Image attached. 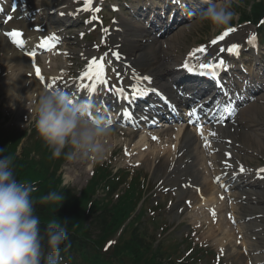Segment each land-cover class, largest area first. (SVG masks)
<instances>
[{
    "label": "clouds",
    "instance_id": "obj_1",
    "mask_svg": "<svg viewBox=\"0 0 264 264\" xmlns=\"http://www.w3.org/2000/svg\"><path fill=\"white\" fill-rule=\"evenodd\" d=\"M240 0H220L196 14L200 22L226 28L238 17L233 4ZM10 106L15 104L10 101ZM34 126L51 152V159L100 162L108 151L106 141L113 133L107 120L95 115L90 99H75L60 88H45L35 102ZM0 149V264H60V246L68 239L67 223L51 221L41 232V221L34 214L36 191L29 183L18 181L13 160ZM74 182L65 171L62 187ZM65 196L50 191L40 203L62 204Z\"/></svg>",
    "mask_w": 264,
    "mask_h": 264
},
{
    "label": "bare ground",
    "instance_id": "obj_2",
    "mask_svg": "<svg viewBox=\"0 0 264 264\" xmlns=\"http://www.w3.org/2000/svg\"><path fill=\"white\" fill-rule=\"evenodd\" d=\"M14 1V0H13ZM39 1V0H38ZM37 0H31L30 4L32 6V9H36L38 5ZM208 2V0H205ZM14 2L11 4H8L5 0H2L0 2V8H2L7 16H12L11 20H7L8 27L5 28L7 31H11L13 29L21 30L24 33V39H25V45L30 44L32 46V41H29V39H32V35L27 28V26L24 25V23L20 20V13L18 11L11 12V8L14 5ZM53 8V7H52ZM51 8V9H52ZM7 18V17H6ZM6 25V23H5ZM130 30H133V33H129ZM129 31H126V33L119 34L118 36L122 38L123 41H129L131 43V48L127 49L129 54L126 55V60H134L138 61L139 66H143L141 70H144L146 73L154 74L158 78L163 77L164 75L170 76L172 71V66L165 62L164 56L161 54H157V50L155 47L157 46V41L147 44V41L152 38L150 34L141 35L142 32H147L142 26L136 25L131 26V29ZM38 37V36H37ZM138 37H140V40H138ZM146 39V44L142 40ZM25 47V46H24ZM24 47H17L11 44L10 41H7L5 37L0 36V89H3V91L7 94V96L10 99H17L25 97L26 101H37L39 95L41 94L40 85L36 80L30 81L26 75L28 72H31L29 69L32 67V63H35V59L28 57L24 53ZM160 49V48H159ZM161 50V49H160ZM170 55H168L169 57ZM167 57V58H168ZM166 58V60H167ZM60 59V58H59ZM36 67H39V61L36 64ZM35 67V69H36ZM34 69V70H35ZM53 78H59L56 76L48 77L46 78L48 82L47 84L52 83ZM29 81V82H28ZM87 79L83 81L85 82ZM24 88V93H20ZM55 88H60L55 87ZM78 86V91H79ZM101 87L98 86V92L94 94L91 98L98 99V93L100 92ZM81 90V89H80ZM84 91V90H82ZM85 92V91H84ZM88 96V95H87ZM35 108V104H34ZM251 108L245 109L247 114L249 115L246 117L248 120H253V117H251ZM175 141L176 145L178 146V150L175 149L172 150V148L165 147L164 145L160 147L161 151L157 152L155 150L148 151L147 156L145 157L143 163H145L146 166H148L151 169H157L159 165L156 164V161L159 160V162H163L165 164V170L164 174L171 170L172 166L173 168H178L181 165L186 164L189 170V174L194 177V181L200 185L203 186V193L207 196V201L214 199V192H215V186L211 184H207L206 180L202 177V173L200 172L197 167L194 165L202 164L204 165L205 162H197V164L188 165L186 158L193 157L194 152L193 149H196L197 147L200 148L198 140L194 137L193 134L188 132L187 130L182 133V131H176L175 133ZM147 142V139L143 136L139 140H130L128 142V145L130 149L134 150L138 147H143ZM185 143V144H184ZM161 144V143H160ZM185 150V151H184ZM160 152H162V155L164 157L160 156ZM184 152V153H183ZM177 159V160H175ZM172 173V172H171ZM247 186L253 187L252 184H248ZM182 195H184L186 192L191 193L189 190H180ZM263 201L260 200V204H262ZM194 204H199V202H195ZM237 209V207H236ZM242 209V206L240 205L239 211ZM244 215H249L248 211H245L243 213ZM248 243V241H246ZM234 255L233 248L229 251V256L231 257Z\"/></svg>",
    "mask_w": 264,
    "mask_h": 264
},
{
    "label": "rangeland",
    "instance_id": "obj_3",
    "mask_svg": "<svg viewBox=\"0 0 264 264\" xmlns=\"http://www.w3.org/2000/svg\"><path fill=\"white\" fill-rule=\"evenodd\" d=\"M220 2V1H219ZM217 2V3H219ZM254 0H240L239 6H237L236 4H233V8L234 10L238 13V17L236 19H234L231 24H237L240 23V21H242V19H244L243 17L246 16L248 14V16H250V9L251 6L253 4ZM220 30V28H216L215 26H213L210 22H200L197 19L189 24V26L187 28H183L181 31H178L176 34L177 39H175L176 41V49H175V54L179 55L181 51H187L191 46H193L194 44L206 41L209 39V37L213 36L214 34H216L218 31ZM189 31V32H188ZM176 38V37H174ZM124 50L127 48H130L131 46L129 45V43L123 44ZM159 47V46H158ZM157 47V48H158ZM75 49L77 48V43L76 46L74 47ZM183 52V53H184ZM74 60H78L77 56L74 57ZM74 60L72 61V63L74 64L72 66V70H74L75 72L77 71V61L74 62ZM58 70V69H56ZM53 69L49 70V74H52ZM65 72L62 71L63 76H67L66 74H64ZM77 76V73H76ZM65 79H62L61 82L64 83ZM42 90H44V88H42ZM20 93H24V91H21ZM10 101H12L15 104V107H11L10 106ZM26 99L23 96L22 98H17V99H9L7 97V94H5V92L3 90L0 89V112H2V114L6 117V123H5V127H7L8 129H13V130H22L25 128H31L34 125V120H33V114L29 113L28 110L27 111H23L28 107H31L32 104H28V102H25ZM264 99L261 102H257V110H255V116H257L254 120L256 121L259 126L261 125V127H264ZM28 106V107H27ZM33 109V108H32ZM4 118V117H3ZM121 137V136H120ZM120 137H116V144L115 146H113L115 150V152H117V146L119 147L123 142L120 139ZM111 138V137H110ZM126 138V137H124ZM108 141L111 142V139H109ZM23 144L19 145L16 149L14 147H7L5 144H1L0 143V149H4V155L10 156L13 160V172L18 173V174H22L23 171L27 172L28 174L24 177V179H22L23 181L26 182H32L35 180H39L41 179V181L46 182L47 179H44V177H48L49 175V171L53 169L52 164H50V166L47 165V162L44 161V156L39 155V153L34 152L33 149L31 154H29L27 152V150L24 148H30L27 147L29 145L28 141L25 139H23ZM263 144L260 148V153L264 155V140L261 141ZM113 143H115V140H113ZM111 144V143H110ZM113 145V144H111ZM252 146L256 148L258 147V144L254 142L252 143ZM6 147V148H5ZM108 153V151H107ZM30 157H32L34 160V163L32 161H30ZM107 157V156H106ZM105 157V160H106ZM121 156L119 155V158ZM40 160V161H39ZM115 161H119L121 162L122 165V161L120 160H115ZM48 162H51L50 160ZM81 162V161H80ZM89 161L86 162V164H84L82 167H75L74 165L76 164L75 161L73 162H66V164L68 166H66L68 169L72 168V166H74V170L76 171L75 173H72L74 176V182L69 185V186H73L76 190L78 189L79 191L81 190V188H83L86 184H87V180L90 179V177L88 176L87 173V169H86V165ZM259 163V162H258ZM83 164V163H82ZM113 168L116 167V164H114L113 162ZM25 168V169H22ZM28 168V169H26ZM47 168H50L49 171H47ZM31 169V170H30ZM84 170V172H83ZM51 172V171H50ZM53 175H51L52 177H54L53 180H49L48 182H51L54 184V187H57V189L59 187H62V179L55 174V170L53 169L52 171ZM47 174V175H46ZM159 176L160 174L155 173L154 177L151 179L152 180V185L155 184V182H157L159 180ZM20 178V177H19ZM45 187L47 189H53L54 187H50L47 183H45ZM56 190V189H55ZM54 190V191H55ZM152 195L155 197L154 192H151ZM165 194V193H164ZM164 194L162 195V192L160 190L157 191L156 195L158 198H156V200H161L163 203L171 200L172 195H169L167 197L164 198ZM166 211V210H165ZM168 212H165V215H168L171 219V221L176 220L175 216L177 215V218H179L181 215L183 214H178L176 211L177 210H168ZM91 221V220H88ZM181 221L184 222V226L181 227L180 229H177V231L175 232V235L180 236L182 234L183 231H190V226L188 224L192 223L193 221L191 220L190 217H188L187 215H183L181 218ZM95 225V224H94ZM96 227H98L97 225H95ZM195 227V226H194ZM193 227V228H194ZM152 229V227H150V230ZM195 228L193 229L194 232ZM98 232V230H97ZM193 235V234H192ZM195 242H197V240L202 241L203 240V235L202 232H200L199 234L195 235L194 238ZM262 243V241H261ZM258 246H262L261 244H258ZM241 260H244L243 257H241ZM198 264H206V260L202 261Z\"/></svg>",
    "mask_w": 264,
    "mask_h": 264
},
{
    "label": "snow or ice",
    "instance_id": "obj_4",
    "mask_svg": "<svg viewBox=\"0 0 264 264\" xmlns=\"http://www.w3.org/2000/svg\"><path fill=\"white\" fill-rule=\"evenodd\" d=\"M176 2H179V0H176ZM12 10L15 11V5L12 6ZM83 11H91L93 13H98L100 11V8L98 7H93V0H85L84 8ZM12 16H8L7 20H11ZM93 20L98 19V16L93 15L92 17ZM236 29L229 27L225 31L221 33V35L217 36L214 40L211 41L213 45H216L218 41H223L231 32H234ZM107 31V29H105ZM7 36H9L12 39V42L17 45L18 47L23 48L25 46V39H24V33L21 30L18 29H13L11 31H8L6 33ZM53 41H58V37H56L54 34L52 36H49L48 38L44 39L41 43V46L46 49H51L55 47V44ZM256 41V35L252 34L249 37L248 43L249 44H254ZM98 47V46H97ZM240 45L233 43L231 46H229L227 49L220 48L219 52H224L227 51L228 53L235 54L238 56L240 54ZM208 51V49L205 46H199L197 48H194L189 54L188 58L183 62L182 68L186 69L188 72H194V71H200V72H206L211 70L213 76L218 75L219 69H224L227 67L225 60L223 59H218L216 60L215 58L212 61L209 62H200V56L197 54H204ZM29 57H31L33 60L36 57V53L34 51H29L27 53ZM105 56L107 53L104 54ZM117 59H120V54L119 52L113 53ZM196 62H193V61ZM36 75L41 79L44 80L45 77L41 73V69L39 67H36ZM134 78L136 80L140 81H145L149 82L151 81V77L149 76H139L138 74L133 73ZM60 78H53L52 83L47 84L48 88H53V87H59L60 85L58 84V80ZM87 79L88 83H83V81ZM79 80L81 83L79 84V88L81 90H84L88 97L91 98L94 94L98 92V86L103 87L104 85L109 84V81L105 77V63H104V58L101 57L99 59L97 58H92L88 64H87V69L83 71L79 75ZM110 92H116L119 94L122 98L128 99V95L126 93V90L122 87H116V88H109ZM148 91H154V89L146 88L143 86H134L132 95L133 96H143L148 93ZM231 102H229V106L224 107L225 112H234L235 108L230 106ZM195 112V109H193V113ZM128 116H131L132 114L130 112L126 113ZM192 113L189 114L191 117ZM223 119V115H221V120ZM190 122H193L190 120ZM108 123L111 124L112 120L108 119ZM195 123L199 124V121H195ZM200 135L202 139H204L205 142V147L210 146V142L208 141V138L204 136L203 133V126H200ZM212 136H215L216 133L212 132ZM153 139H157V137H153ZM175 147V146H173ZM226 155L231 156V153H227ZM226 167H231L225 162ZM246 169L245 167L241 164L239 166V172L243 173L245 172ZM258 172L260 174H264V168L258 169ZM217 181H219L220 177L216 178ZM213 216H215V211L213 210Z\"/></svg>",
    "mask_w": 264,
    "mask_h": 264
},
{
    "label": "trees",
    "instance_id": "obj_5",
    "mask_svg": "<svg viewBox=\"0 0 264 264\" xmlns=\"http://www.w3.org/2000/svg\"><path fill=\"white\" fill-rule=\"evenodd\" d=\"M259 7L261 8V5H256V7L254 9V15H259V14L263 13V9L261 10ZM49 158H50V156H49ZM32 162L34 163V161H32ZM14 163H13V165H14ZM22 169H25V168H22ZM26 169H28V168H26ZM24 171H23L22 174H18V173L14 172V176H15V178L18 181L24 179V177L28 174L27 172H24ZM48 192H50V190H45L42 193L39 192V194L36 195V196H34L35 195V194H33L34 192L32 193V197L36 201L35 204H34V214L35 215L36 214L46 213L47 209L45 207H46L47 204L40 203L39 201H40V198L42 196L46 195ZM89 197H87V195L85 194L82 199L78 200L76 208L74 207L68 212L69 216L73 217L69 221H70V224L75 229V231L77 233H79L80 235L86 236V237H87L86 226H85L86 215H85V209L84 208H85L86 202H87L86 198H89ZM62 204H64V202H62ZM64 207L65 206H63V208L61 207V209H64ZM98 219H99L100 224L103 223L102 225L105 226V224H106V220H105L106 219V215L104 216V215L101 214L98 217ZM42 233H43V231H42ZM155 261H156V254L155 253H150V257L146 260L147 264H154V263H156Z\"/></svg>",
    "mask_w": 264,
    "mask_h": 264
}]
</instances>
